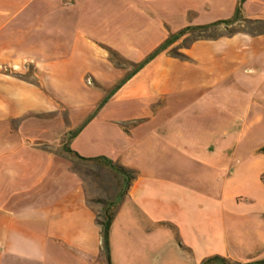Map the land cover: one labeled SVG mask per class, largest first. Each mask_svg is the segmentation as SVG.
Wrapping results in <instances>:
<instances>
[{
  "label": "crops",
  "instance_id": "crops-1",
  "mask_svg": "<svg viewBox=\"0 0 264 264\" xmlns=\"http://www.w3.org/2000/svg\"><path fill=\"white\" fill-rule=\"evenodd\" d=\"M239 2L0 0V264L264 261V26L183 46L186 33L133 71ZM240 18L264 23V0H243ZM75 62L89 92L70 89ZM66 149L133 178L124 189Z\"/></svg>",
  "mask_w": 264,
  "mask_h": 264
},
{
  "label": "trees",
  "instance_id": "trees-1",
  "mask_svg": "<svg viewBox=\"0 0 264 264\" xmlns=\"http://www.w3.org/2000/svg\"><path fill=\"white\" fill-rule=\"evenodd\" d=\"M243 0H240L238 6L236 7L235 13L234 15L230 18V19H226V20H218L216 22L210 23V24H206V25H202V26H196V27H186L183 28L182 30L178 31L175 34H171L156 50H154V52H152L143 62L133 65V71H136L137 69H139L144 63H146L148 60L152 59L157 53H159L160 51L166 49L169 45H171L172 43H174L176 40H178L180 37H182L184 34L186 33H193V32H204L208 29H213L215 27L218 26H225L230 27L233 26L234 24H239L241 27L242 25L244 27H242V29L239 30H230L228 31L227 34L225 35H232L236 32L239 31H245V29H249V30H254V32L259 33L262 32V30L258 29L261 26H264L263 22L260 21H256V20H248V19H242L240 18V8H241V4H242ZM249 26H253V28H248ZM200 37L196 38L199 39ZM195 39V40H196ZM111 56H113L114 58L120 59L114 52H111ZM122 82H120L118 85H116L113 89L115 90ZM105 99L100 103V106L104 103ZM67 153L70 154L71 156L82 160V161H94V160H101L106 166H108L110 169H112L113 171H115L117 174H120L121 176L124 177V189L127 188L130 180L133 178L132 176V172L121 167L118 165L113 164L110 160L106 159V158H96V159H86V158H82L80 156H78L77 153L66 149ZM115 202H108L107 203V207L105 209V212L102 215V220L100 222L101 225V233H102V243H103V248L104 251L106 253H108V231H109V227H110V223L112 221V218L114 216L115 213ZM108 256V254H107ZM219 263V264H237V263H229L227 262L225 259L220 258V257H213V258H209L208 260L204 261L202 264H208V263ZM264 263L260 262V264Z\"/></svg>",
  "mask_w": 264,
  "mask_h": 264
},
{
  "label": "rangeland",
  "instance_id": "rangeland-1",
  "mask_svg": "<svg viewBox=\"0 0 264 264\" xmlns=\"http://www.w3.org/2000/svg\"><path fill=\"white\" fill-rule=\"evenodd\" d=\"M248 28H253V26H249ZM242 29V27L239 24H234L233 26L230 27H225L223 25L215 27L213 29H208L204 32H193V33H188L187 36L183 39L181 45L183 46H187L192 40L200 37V38H213L219 35H225L228 33V31H232V30H239ZM112 60L114 61L115 65H122V61L120 59L114 58L113 56H111ZM124 67H128L127 65H125ZM83 72V68L81 64H78L77 62H75L74 66H73V71L71 73V75L69 76V84L71 85L70 89L75 92V93H80L83 94L84 92H89L90 88L88 86H86V84L84 82H88L87 78H83L85 79L84 82L81 81V77L80 74ZM62 83V82H59ZM89 83L90 80H89ZM27 127L32 131V133H38V132H42V130L46 129L47 132L45 131V133H43L44 137H51L52 133L55 130H52L51 125L49 124L48 121L46 120H42V119H31L28 120L27 122ZM79 169L83 170L85 173H88L86 175V177H90L87 180L90 181V184L92 187L96 186L97 184V177L101 176L102 178V174H103V168H98V167H91L93 170H87L83 167H78ZM107 171V170H106ZM106 181L109 185L115 187V189L118 187V179L116 177L113 176V174L109 173V171H107L106 173Z\"/></svg>",
  "mask_w": 264,
  "mask_h": 264
},
{
  "label": "built area",
  "instance_id": "built-area-1",
  "mask_svg": "<svg viewBox=\"0 0 264 264\" xmlns=\"http://www.w3.org/2000/svg\"><path fill=\"white\" fill-rule=\"evenodd\" d=\"M64 3L66 4H71L73 3L75 0H62ZM88 83H89V80H88Z\"/></svg>",
  "mask_w": 264,
  "mask_h": 264
}]
</instances>
